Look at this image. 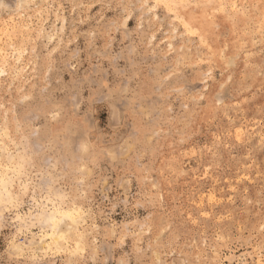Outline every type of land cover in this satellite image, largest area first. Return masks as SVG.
Here are the masks:
<instances>
[{"label":"rangeland","instance_id":"374dc122","mask_svg":"<svg viewBox=\"0 0 264 264\" xmlns=\"http://www.w3.org/2000/svg\"><path fill=\"white\" fill-rule=\"evenodd\" d=\"M0 264H264V0H0Z\"/></svg>","mask_w":264,"mask_h":264},{"label":"bare ground","instance_id":"6f19581e","mask_svg":"<svg viewBox=\"0 0 264 264\" xmlns=\"http://www.w3.org/2000/svg\"><path fill=\"white\" fill-rule=\"evenodd\" d=\"M202 6V5H201ZM263 8V7H262ZM196 13V12H195Z\"/></svg>","mask_w":264,"mask_h":264}]
</instances>
